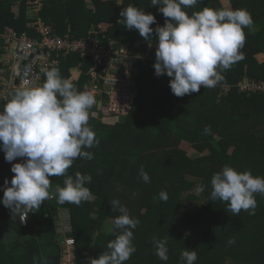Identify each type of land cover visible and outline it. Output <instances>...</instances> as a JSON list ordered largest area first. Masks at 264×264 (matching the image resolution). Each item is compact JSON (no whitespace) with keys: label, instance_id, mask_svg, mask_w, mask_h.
<instances>
[{"label":"trees","instance_id":"trees-1","mask_svg":"<svg viewBox=\"0 0 264 264\" xmlns=\"http://www.w3.org/2000/svg\"><path fill=\"white\" fill-rule=\"evenodd\" d=\"M28 1L0 0V36L9 30L34 35L28 25L35 14L28 15ZM228 2L231 9H247L254 21L250 29H244V59L224 71V80L215 88L202 86L199 92L183 97L171 92L170 79L155 75L152 63H137V95L129 116L113 126L105 125L98 120L96 105L93 106L88 123L99 144L86 149L93 153V159L77 158L67 172L72 176L76 172L92 176L91 183L86 185L92 199L79 206L61 205L53 196L38 211H31L26 225L17 229L11 210L0 203V228L10 226L17 237L9 249L12 258H8L7 252V257L0 258L1 263L33 264V257H37L47 264H61L62 243L67 237L74 240L72 264H88L90 258H98L107 251L108 242L115 238L113 231L104 233L102 226L108 221L113 224L120 215L112 211L109 203L119 199L130 216L140 221L133 230L136 251L125 264H182L180 254L185 248L197 253L195 264H264V196L255 195L254 215L243 210L233 215L226 202L209 201L211 178L225 165L264 177V96L238 94L235 88L245 76L264 77V62L255 59L264 54V0ZM130 4L156 17V23L150 25L154 30L157 25H164L165 18L158 12L160 5L151 6V0H44L38 17L58 36L68 34L80 39L92 28L106 23L110 25L107 35L117 42L156 50L155 31L146 41L137 30L124 27L120 12ZM13 7H17V14ZM203 7L223 8L220 0H203L186 11L191 14ZM2 56L0 41V59ZM78 63L77 56H70L68 63L59 67L61 76L69 79ZM86 70L83 67V72L72 81L80 91L87 90ZM223 84L233 86L228 95L220 92L219 86ZM205 126L211 127L212 135L203 134ZM181 142L198 151L207 150L208 154L187 157L178 149ZM141 167L150 182L145 183L139 176ZM10 169L0 154V189L5 179L11 186L14 174ZM65 178L50 177V192L54 193L57 185L63 187ZM201 184L205 191L200 208L181 211L184 201L200 199L192 192ZM161 191L168 193L167 202L160 200ZM61 213L68 215V220ZM15 217L17 220L18 213ZM63 226L65 233L58 229ZM165 237L169 257L166 262L158 258L153 245L154 239ZM229 240L235 243L229 244Z\"/></svg>","mask_w":264,"mask_h":264},{"label":"clouds","instance_id":"clouds-1","mask_svg":"<svg viewBox=\"0 0 264 264\" xmlns=\"http://www.w3.org/2000/svg\"><path fill=\"white\" fill-rule=\"evenodd\" d=\"M202 2L151 0V6L160 5L158 12L165 18L164 25H157L155 30L150 27L156 23L153 14L133 4L120 12L124 27L137 30L146 41L155 31V75L170 77L171 92L177 97L197 93L202 86L215 88L222 82V73L244 59L241 51L246 40L244 29H250L254 24L247 9L203 7L191 14L186 11ZM37 16L35 13L34 18ZM41 72L45 77L41 85L10 91L2 98L4 103L0 108V151L9 163L23 158V162L11 165L10 171L14 174L11 186L5 179L0 200L16 215L23 211H38L41 204L53 196L61 205L79 206L92 199L86 186L91 183L92 176L80 172L72 176L67 172L75 159H93V153L86 149L99 144L88 123L96 98L90 91H80L71 80L63 78L58 67H43ZM203 134L212 135L211 127L205 126ZM53 176L66 177L64 186L57 185L54 193L50 192V177ZM139 176L145 183L150 182L143 167ZM204 191V185L197 186L198 194ZM256 194L264 196V177H254L250 171L238 172L225 165L211 178L209 201L226 202L233 215H239L242 210L254 215ZM159 198L167 202L168 193L161 191ZM109 203L112 211L120 213L113 221L115 238L108 242L107 251L98 258H90L88 264H125L136 251L133 230L140 223L139 219L131 217L119 199ZM58 229L66 232L64 226ZM64 239L68 240L67 237ZM69 240L73 244L66 246L64 241L63 251L68 248L74 252V240ZM167 243V237L153 240L156 255L165 262L169 259ZM180 259L182 264H195L198 257L194 250L185 248ZM33 264H47V261L33 257Z\"/></svg>","mask_w":264,"mask_h":264},{"label":"built area","instance_id":"built-area-1","mask_svg":"<svg viewBox=\"0 0 264 264\" xmlns=\"http://www.w3.org/2000/svg\"><path fill=\"white\" fill-rule=\"evenodd\" d=\"M43 1L29 0L27 5L39 13ZM28 26L34 35L9 30L0 36L3 44V56L0 59V71L3 74L0 79V104L4 103L3 97L18 87L41 85L44 79L41 68H59L74 55L79 59L76 73H82V68L87 67L84 72L88 76L86 91H90L96 98L98 120L102 124L113 126L129 116L137 95L136 79L139 72L136 64L150 62L154 65L155 50L152 51L150 47L141 50L136 43L129 45L117 42L107 35L110 25L106 23L92 28L80 39H74L68 34H54L38 16ZM232 87L229 84L219 86L224 95H228ZM235 88L238 94L264 96V77L258 79L245 76ZM17 162H23V158H17L15 163ZM30 212L18 213L19 226L26 225ZM61 232L64 233L65 230L62 229ZM72 244V240H65L66 246Z\"/></svg>","mask_w":264,"mask_h":264},{"label":"rangeland","instance_id":"rangeland-1","mask_svg":"<svg viewBox=\"0 0 264 264\" xmlns=\"http://www.w3.org/2000/svg\"><path fill=\"white\" fill-rule=\"evenodd\" d=\"M221 2V5L223 8H230V4L228 2V0H220ZM91 7V6H90ZM12 11H14L15 14L18 13V9L17 7H13L12 8ZM35 10L33 9H29L28 11V15L29 16H33L35 14ZM86 87L88 88V84L86 85ZM92 112V111H90ZM124 121V120H122ZM178 149L182 152H185L186 156L187 157H190V158H196L198 156H205L208 154L207 150H204V151H198L197 149H194L192 148L188 143L186 142H181L178 146ZM0 152H3V151H0ZM15 163V161L13 162ZM196 188L195 187V190L192 192L195 194L196 197L200 198L199 200H194V199H191V200H186L183 202L182 204V207H181V211H184V210H198L200 208V206L202 205V200H201V194H198L196 192ZM2 190V188L0 189V191ZM63 218H66V220H68L69 216L66 215V214H63L61 213L60 214ZM112 228H113V224L108 221V222H105L102 226V231L104 233H111L112 231ZM96 233H99V232H96ZM67 239H70V238H67ZM15 240H17V237L15 235V232L13 230V228H11L10 226H8L7 228H4V229H1L0 228V248L2 250V253L1 254V259H3L4 257H7V252H9V249L10 247H13L14 246V242ZM20 242V240H19ZM65 244V243H64ZM19 248V247H17ZM18 252H21V250H18ZM8 258L11 259L12 257L10 256V252L8 254ZM61 264H71L73 263L74 261V252H73V249H64V251H62V257H61ZM0 264H3L0 262Z\"/></svg>","mask_w":264,"mask_h":264},{"label":"crops","instance_id":"crops-1","mask_svg":"<svg viewBox=\"0 0 264 264\" xmlns=\"http://www.w3.org/2000/svg\"><path fill=\"white\" fill-rule=\"evenodd\" d=\"M255 59L259 62V63H263L264 62V54H258V55H256L255 56ZM76 71H74V72H72V74L70 75V78H69V80H71V81H75V79L78 77H76ZM1 77H3V74L1 73V71H0V79H1ZM0 154H4V152H0ZM14 162V161H13ZM13 162H11V163H9V165H10V167H11V165L13 164ZM4 163H6V160H5V162Z\"/></svg>","mask_w":264,"mask_h":264},{"label":"water","instance_id":"water-1","mask_svg":"<svg viewBox=\"0 0 264 264\" xmlns=\"http://www.w3.org/2000/svg\"><path fill=\"white\" fill-rule=\"evenodd\" d=\"M1 157H2L3 161L5 162L4 154H1ZM11 214H12V220H13V223H14V227L17 229V223H16L15 214L12 211H11Z\"/></svg>","mask_w":264,"mask_h":264}]
</instances>
